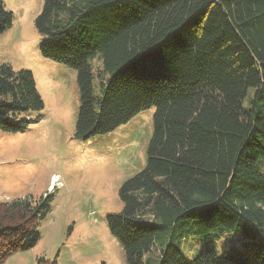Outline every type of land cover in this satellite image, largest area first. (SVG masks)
I'll list each match as a JSON object with an SVG mask.
<instances>
[{
  "label": "trees",
  "instance_id": "trees-1",
  "mask_svg": "<svg viewBox=\"0 0 264 264\" xmlns=\"http://www.w3.org/2000/svg\"><path fill=\"white\" fill-rule=\"evenodd\" d=\"M13 16L0 0V34ZM35 26L42 55L77 71L79 138L155 108L146 164L107 216L126 264H264V0H44ZM43 109L32 72L0 62V131ZM46 209L0 201V264L38 243Z\"/></svg>",
  "mask_w": 264,
  "mask_h": 264
},
{
  "label": "rangeland",
  "instance_id": "rangeland-1",
  "mask_svg": "<svg viewBox=\"0 0 264 264\" xmlns=\"http://www.w3.org/2000/svg\"><path fill=\"white\" fill-rule=\"evenodd\" d=\"M3 1L14 16L12 26L0 34V62L32 72L44 109L27 115L32 119L27 129L0 131V201L26 196L47 207L38 218V243L13 253L6 263L36 264L44 256L57 257L59 264H126L107 216L122 210L121 185L146 164L155 108L109 133L79 138L77 71L40 50L43 36L35 19L44 0ZM92 62L98 68L101 61ZM94 79L95 94L101 96L97 74ZM199 246L191 241L185 248L184 242L182 251L191 256L188 252Z\"/></svg>",
  "mask_w": 264,
  "mask_h": 264
}]
</instances>
